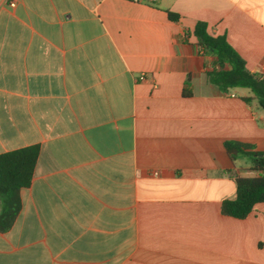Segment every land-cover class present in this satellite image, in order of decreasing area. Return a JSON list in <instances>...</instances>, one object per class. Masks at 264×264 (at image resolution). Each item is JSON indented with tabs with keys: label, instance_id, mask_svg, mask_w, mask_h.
<instances>
[{
	"label": "crops",
	"instance_id": "0c3cea01",
	"mask_svg": "<svg viewBox=\"0 0 264 264\" xmlns=\"http://www.w3.org/2000/svg\"><path fill=\"white\" fill-rule=\"evenodd\" d=\"M197 22L264 76V0H0V154L39 146L0 264H264V203L219 209L264 109L208 81Z\"/></svg>",
	"mask_w": 264,
	"mask_h": 264
},
{
	"label": "trees",
	"instance_id": "16d2710c",
	"mask_svg": "<svg viewBox=\"0 0 264 264\" xmlns=\"http://www.w3.org/2000/svg\"><path fill=\"white\" fill-rule=\"evenodd\" d=\"M167 17L178 20V15L172 12H167ZM192 34L197 44L215 58L214 66L207 72L208 81L223 93L246 90L251 96L241 99L245 102L255 99L264 109V76L249 71L225 36L208 34L204 22H197ZM224 148L230 159L245 156L255 169H264V152L253 151L250 145L236 141L224 142ZM38 153L39 146L30 145L0 154V232L12 226L20 210L19 191L30 185ZM235 188V198L220 203L222 215L244 219L255 205L264 203V175L236 176Z\"/></svg>",
	"mask_w": 264,
	"mask_h": 264
},
{
	"label": "built area",
	"instance_id": "2783aa9c",
	"mask_svg": "<svg viewBox=\"0 0 264 264\" xmlns=\"http://www.w3.org/2000/svg\"><path fill=\"white\" fill-rule=\"evenodd\" d=\"M132 1H134V2H141V1L142 2H149L150 0H132ZM140 79H144V77L140 76ZM260 174L264 175V169L261 170Z\"/></svg>",
	"mask_w": 264,
	"mask_h": 264
}]
</instances>
